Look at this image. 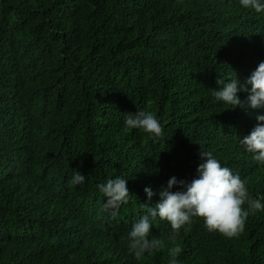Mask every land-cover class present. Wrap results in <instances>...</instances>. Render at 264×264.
<instances>
[{
    "label": "trees",
    "instance_id": "16d2710c",
    "mask_svg": "<svg viewBox=\"0 0 264 264\" xmlns=\"http://www.w3.org/2000/svg\"><path fill=\"white\" fill-rule=\"evenodd\" d=\"M262 56L264 13L239 0H0V264H167L172 243L180 264H264L259 210L231 238L195 217L169 242L157 218L163 249L136 261L125 246L140 203L170 176L190 180L201 147L264 199V165L238 144L254 113L211 97ZM136 109L160 137L123 125ZM73 169L83 185L67 184ZM116 175L130 199L110 219L96 184Z\"/></svg>",
    "mask_w": 264,
    "mask_h": 264
},
{
    "label": "clouds",
    "instance_id": "9594fccd",
    "mask_svg": "<svg viewBox=\"0 0 264 264\" xmlns=\"http://www.w3.org/2000/svg\"><path fill=\"white\" fill-rule=\"evenodd\" d=\"M239 4L243 8L264 13V0H239ZM253 66L254 69L243 82L234 73L225 78L217 77L211 97L226 105V108L241 107L254 113L253 120L248 125L250 131L239 137L238 144L261 166L264 165V56L255 60ZM239 91H243L244 99L237 95ZM122 119L123 125L128 129L140 130L153 139L161 135L162 126L151 111H126ZM54 161L62 162L58 155ZM193 161L198 164L190 180L170 176L159 187L156 193L158 199L153 204L140 203L141 214L132 222L125 238L126 249L136 261H140L146 253L151 254L165 247L164 240L151 235L150 229L154 227L157 218L167 221L170 229L167 240L173 242L178 232L191 224L195 217L203 219V227L208 232L215 231L231 238L243 231L249 214L264 211V199L250 195L246 179L222 165L212 151L201 147ZM85 180V174L73 169L67 184L83 185ZM174 185L179 186L177 190H172ZM96 189L104 198L100 211L106 212L110 219L116 217L120 206L130 199L126 178L120 175L105 178L103 182L96 184ZM143 191L146 199H151L154 195L150 186H145ZM181 251L180 244L172 243L167 248V264H180L177 257Z\"/></svg>",
    "mask_w": 264,
    "mask_h": 264
}]
</instances>
